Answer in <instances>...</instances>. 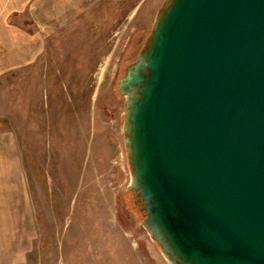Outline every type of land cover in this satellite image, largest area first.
I'll return each instance as SVG.
<instances>
[{"label": "water", "instance_id": "water-1", "mask_svg": "<svg viewBox=\"0 0 264 264\" xmlns=\"http://www.w3.org/2000/svg\"><path fill=\"white\" fill-rule=\"evenodd\" d=\"M117 90L167 262L264 264V0H167Z\"/></svg>", "mask_w": 264, "mask_h": 264}, {"label": "rangeland", "instance_id": "rangeland-1", "mask_svg": "<svg viewBox=\"0 0 264 264\" xmlns=\"http://www.w3.org/2000/svg\"><path fill=\"white\" fill-rule=\"evenodd\" d=\"M166 1L104 0L90 18L48 35L41 63L0 72L8 264H169L130 208L126 100L117 90ZM24 25L33 35L39 28Z\"/></svg>", "mask_w": 264, "mask_h": 264}, {"label": "crops", "instance_id": "crops-1", "mask_svg": "<svg viewBox=\"0 0 264 264\" xmlns=\"http://www.w3.org/2000/svg\"><path fill=\"white\" fill-rule=\"evenodd\" d=\"M103 1L0 0V72L26 70L29 66L41 63L46 37L68 29L81 17L88 16L90 18L94 14L95 8ZM141 2L142 0H139V4ZM16 15L18 16L15 17ZM25 20H29L30 23L35 24L34 26L39 27L36 28L34 35L25 27ZM34 100L39 101L32 97L29 101L33 102ZM91 115L94 116V110ZM91 124L94 128L95 124L93 122ZM33 125V123H28L26 129L33 130ZM11 194L13 195L14 192ZM11 194H7L5 197L14 198ZM2 195L0 194V198ZM12 204L14 205L12 208L16 207L14 202ZM0 264H8V260L1 258Z\"/></svg>", "mask_w": 264, "mask_h": 264}, {"label": "flooded vegetation", "instance_id": "flooded-vegetation-1", "mask_svg": "<svg viewBox=\"0 0 264 264\" xmlns=\"http://www.w3.org/2000/svg\"><path fill=\"white\" fill-rule=\"evenodd\" d=\"M132 200V204L133 206H130L131 209H133V212L136 214V215H139L140 213V205L136 202V198L134 197V195L131 193L130 196H129ZM130 204V201L128 200V202Z\"/></svg>", "mask_w": 264, "mask_h": 264}, {"label": "trees", "instance_id": "trees-1", "mask_svg": "<svg viewBox=\"0 0 264 264\" xmlns=\"http://www.w3.org/2000/svg\"><path fill=\"white\" fill-rule=\"evenodd\" d=\"M124 73H125V72H124ZM124 73H123V75H124ZM123 75H122V76H123Z\"/></svg>", "mask_w": 264, "mask_h": 264}]
</instances>
